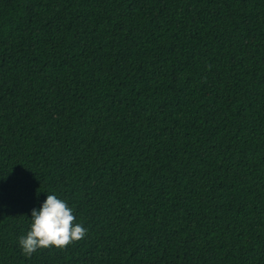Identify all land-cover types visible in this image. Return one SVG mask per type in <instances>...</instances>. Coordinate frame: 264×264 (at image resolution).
Wrapping results in <instances>:
<instances>
[{"label":"trees","instance_id":"obj_1","mask_svg":"<svg viewBox=\"0 0 264 264\" xmlns=\"http://www.w3.org/2000/svg\"><path fill=\"white\" fill-rule=\"evenodd\" d=\"M0 264H264V0H0Z\"/></svg>","mask_w":264,"mask_h":264},{"label":"clouds","instance_id":"obj_2","mask_svg":"<svg viewBox=\"0 0 264 264\" xmlns=\"http://www.w3.org/2000/svg\"><path fill=\"white\" fill-rule=\"evenodd\" d=\"M31 220L30 230L19 238V245L28 257L39 249L53 246L64 249L86 236L87 230L74 223L72 209L55 194H48L42 206L32 210Z\"/></svg>","mask_w":264,"mask_h":264}]
</instances>
